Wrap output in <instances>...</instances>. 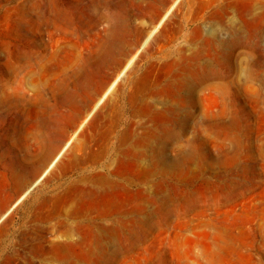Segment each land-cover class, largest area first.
<instances>
[{
  "label": "rangeland",
  "instance_id": "rangeland-1",
  "mask_svg": "<svg viewBox=\"0 0 264 264\" xmlns=\"http://www.w3.org/2000/svg\"><path fill=\"white\" fill-rule=\"evenodd\" d=\"M205 1L169 0L156 13L150 0H0V62L16 81L30 75L33 52L58 51L54 68L34 75L65 147L35 186L36 165L10 183L14 164L0 159V264H60L49 239L68 234L38 237V223L25 221L33 198L77 177L64 169L83 153L104 148L85 172L101 169L118 142L147 153L132 172L131 154L114 164L134 176L122 189L114 264H264V17L245 27L253 39L223 45L237 16ZM79 240L55 251L103 264L102 249Z\"/></svg>",
  "mask_w": 264,
  "mask_h": 264
},
{
  "label": "bare ground",
  "instance_id": "bare-ground-1",
  "mask_svg": "<svg viewBox=\"0 0 264 264\" xmlns=\"http://www.w3.org/2000/svg\"><path fill=\"white\" fill-rule=\"evenodd\" d=\"M168 1L150 0L155 6L156 13L167 12ZM204 5L220 8L223 12L231 11L237 16L239 25L235 26V19L230 23L236 34L231 39L223 40V45L253 39L252 34L245 35V27L247 24L256 27L258 24H254L255 18L264 17V0H206ZM263 23H260L259 27ZM155 29L150 31L148 37ZM195 30L200 31L198 27ZM209 39L214 40V37ZM45 50L42 53L31 54V61L28 63L31 72L23 82L16 81L9 69L0 62V159L9 160L10 163L12 161L14 164L11 173L7 171L8 166L5 170L10 183L36 165L34 173L40 171L41 173L32 182L31 186H35L65 149V147L59 148L62 138H52L55 128L50 117V109L55 103L51 102L44 88L39 85L38 76L34 75L36 68L40 71L46 68L53 69L55 66L51 60L58 51L49 53L48 46ZM184 78L186 85V75ZM69 142L70 140L66 144L68 145ZM137 144L131 142L124 147L122 142L112 144V147L108 148L107 161L101 162V169L88 173L85 172L87 165L92 161L100 162L104 148H97L75 157L67 163L64 174L79 169L77 177L58 181L56 187L58 186L59 189L51 198L40 195L33 198L35 204L29 210L25 221L31 219L38 223L40 233L38 237L45 239L46 233L56 234L59 230L68 234L66 239L61 240L58 236L49 239L48 257L59 260L60 264H78L77 260L60 255L55 250L62 244H79V234H81L82 237H90L88 250L92 251L98 247L102 249L103 264H114L113 260L123 250L124 233L120 226L124 217L122 189L134 181L132 174H124L120 167L114 164L124 163L123 156L131 154L134 158L132 167L128 165L125 170L132 172L137 165L135 159L147 153V149H134ZM75 148H79V145H75ZM161 152L163 153L164 150L161 149ZM29 180L23 181L22 178L19 182L23 181L25 186ZM133 213L129 211L136 226H141L142 219ZM6 214L7 212L3 215ZM117 230H121L119 235L116 233ZM23 235L25 231L20 236Z\"/></svg>",
  "mask_w": 264,
  "mask_h": 264
}]
</instances>
